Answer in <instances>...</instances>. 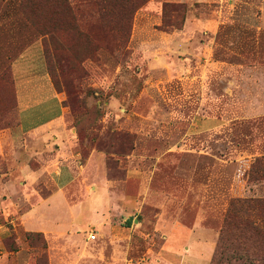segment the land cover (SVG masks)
<instances>
[{
  "label": "rangeland",
  "instance_id": "1",
  "mask_svg": "<svg viewBox=\"0 0 264 264\" xmlns=\"http://www.w3.org/2000/svg\"><path fill=\"white\" fill-rule=\"evenodd\" d=\"M125 2L0 0V264H167L162 215L264 198V0Z\"/></svg>",
  "mask_w": 264,
  "mask_h": 264
},
{
  "label": "crops",
  "instance_id": "2",
  "mask_svg": "<svg viewBox=\"0 0 264 264\" xmlns=\"http://www.w3.org/2000/svg\"><path fill=\"white\" fill-rule=\"evenodd\" d=\"M259 9L261 10V7H259ZM261 14L262 15L258 18L259 24L256 27V31H264V7ZM208 21L209 20L204 21L197 19L196 22H193L190 15L186 20L185 31H192L194 29L193 27L197 30L205 26L207 27V30L204 31H219L217 29H220L221 24L229 25V22H231L230 19H226V22L224 23L221 21L218 23H216V21L210 23ZM47 129L48 127H43L39 130ZM79 176H83V181L86 182V190L82 187V191H80L81 193H88V189L91 187L89 183L92 182L98 183L96 186H93V189H95L94 193H113L111 190L113 185L110 184L103 174H84ZM75 178L76 176L71 175L69 172L59 173L58 179L60 184L57 190L47 199V201L42 203V206L49 202L52 203L54 198H61V196L66 197V193H77L76 191L78 190L74 184L76 181ZM37 208H39V206ZM36 210L32 209L25 214L24 218L26 221V227L30 225V218ZM32 224L34 225V223ZM34 226L37 227L39 225L35 223ZM157 229L162 231V234L164 235L163 257L167 264H198V262H205L204 264H207L208 262L209 264L211 263L216 251L218 233L214 228L206 227L201 222L199 216L196 218L192 226H186L177 220H166L164 215H162L157 225ZM206 252H209L210 258L203 261L202 257Z\"/></svg>",
  "mask_w": 264,
  "mask_h": 264
},
{
  "label": "trees",
  "instance_id": "3",
  "mask_svg": "<svg viewBox=\"0 0 264 264\" xmlns=\"http://www.w3.org/2000/svg\"><path fill=\"white\" fill-rule=\"evenodd\" d=\"M149 1L127 0L125 3L136 12ZM170 6H164V15ZM184 23L185 17L174 28L181 29ZM163 26L167 27L165 19ZM260 162H264V158ZM210 264H264V198L232 201Z\"/></svg>",
  "mask_w": 264,
  "mask_h": 264
},
{
  "label": "built area",
  "instance_id": "4",
  "mask_svg": "<svg viewBox=\"0 0 264 264\" xmlns=\"http://www.w3.org/2000/svg\"><path fill=\"white\" fill-rule=\"evenodd\" d=\"M89 240H91V241L96 240V235L94 233L90 234Z\"/></svg>",
  "mask_w": 264,
  "mask_h": 264
}]
</instances>
